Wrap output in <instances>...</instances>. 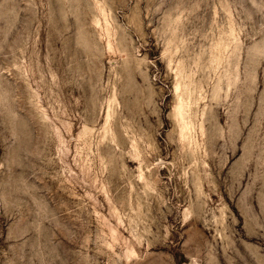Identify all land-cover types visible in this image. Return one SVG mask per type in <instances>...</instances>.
<instances>
[{"label": "rangeland", "instance_id": "374dc122", "mask_svg": "<svg viewBox=\"0 0 264 264\" xmlns=\"http://www.w3.org/2000/svg\"><path fill=\"white\" fill-rule=\"evenodd\" d=\"M0 264H264V0H0Z\"/></svg>", "mask_w": 264, "mask_h": 264}]
</instances>
